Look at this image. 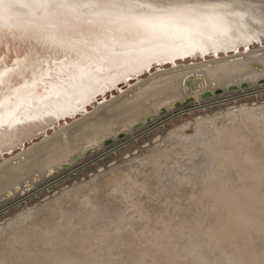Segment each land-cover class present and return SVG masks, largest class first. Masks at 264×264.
Returning <instances> with one entry per match:
<instances>
[{
    "label": "rangeland",
    "instance_id": "obj_1",
    "mask_svg": "<svg viewBox=\"0 0 264 264\" xmlns=\"http://www.w3.org/2000/svg\"><path fill=\"white\" fill-rule=\"evenodd\" d=\"M247 92L249 93L242 94L244 95V97L242 95L231 96L181 110L171 117L167 118L166 120H163L158 124L147 128V130L132 138L130 142L124 145H122L123 143L120 144L121 142H119L118 144L120 145L100 155L99 157H97V160H91L93 162L88 160L87 162L89 163L83 166H79L78 169L71 172L68 171L62 173L60 176H57L44 183L42 189L33 192L23 199L15 202L11 206L1 210L0 264H72L73 262L74 264H155L157 262V264H241L242 262V264H264V206H262L261 209L259 208V211H254L252 209L253 207L256 208L254 205L252 206L250 204L249 206H246V203H248L245 202L246 200H248L246 198L249 197L250 199V196H247V194L250 192V190H252V188H254L255 190L257 189L255 187H251L253 185H251L250 180L247 179L248 181L245 180V182L244 180L240 179V176L243 174V172L246 173L247 171H249V169H252L253 165H251L252 163L248 160L247 162L245 161V163L244 160H246V158H239L248 153L255 155V153L257 152L256 155L262 158V163L264 165V158L260 156L264 154V143L262 142L264 141V129L263 127L259 129L261 126H257L255 124L257 132L258 129L260 131L262 130L261 135L259 134V131V136L257 135L256 131H254V123L251 120H247L248 118L246 119V116L248 115L247 113H244L246 115L245 116L243 112L242 114L234 112L236 117H234V114L231 113V116L229 115L230 113H228V111L231 109H238V107L242 106V104L244 106H250L251 108L258 106V112L254 111L257 115L254 112H250L249 115L253 116V114H255L259 118L254 115L255 117L253 116L252 119L258 121L260 118H262L259 120V122L262 121V123H264V113L259 116L261 113L260 109L264 108V89L258 91L255 89H251ZM215 114H219L221 116L218 117ZM239 114H241V116ZM197 116H200L199 118H206L208 122H205L209 124V126L206 125L203 128L207 131L203 128H199L200 131L198 132L197 127H189V122L197 119ZM187 122L189 123L188 125ZM210 125H212V127ZM186 127H188L189 129L191 128L190 130L194 132H191V137H196L191 138L189 135L190 133L188 134V132L190 131L188 130V128L186 129ZM195 128H197V130ZM252 130L254 131V133ZM224 131L225 133H229V131H232L236 133V135L238 134V136L240 137L247 135L246 141H241L242 143L239 142L241 144L238 143L237 147L238 150L241 151V156L239 154L238 156L233 157V159H236V163H225L221 167L218 166V163H215L214 165L216 166V168H214V170L216 169L215 172L217 176H215L213 180H208L210 177V174L208 175V173L212 168L210 166L211 161L209 160H211V157L215 156L217 152H215L216 154L214 152H209L211 157L209 154L208 156L204 155V153L206 154V151L204 152L202 150H204L203 147L205 145L203 147L201 145L205 141L207 144L208 140H213L212 136H217V140L220 141V138L222 136H226ZM254 136L258 138L257 141ZM223 137L221 139H223ZM259 137L261 139L263 138V140H261ZM254 140L256 141V144L254 143ZM250 142L254 145H251ZM243 145L244 147H242ZM239 146L242 148H239ZM192 147L194 148L193 151L195 152H192L190 150L192 149ZM261 147L263 152L262 150H260ZM166 148L168 150H165ZM195 148L197 150H195ZM190 151L194 154L192 155ZM190 157H193L192 160H190ZM189 161L191 162L188 163ZM192 164L195 165L194 167L197 171L190 170V168L192 167L190 165ZM157 167L159 169L161 167L164 170H159L157 169ZM246 168H248L247 171H245ZM155 169L159 171H156ZM236 169H238L240 173ZM206 177H208L207 180ZM120 183L122 184L121 187ZM134 183L138 184H135V188ZM222 183L226 184L227 188H231L232 190H234L233 187L235 188L234 192H237L235 193L239 196L240 201L235 197L238 204L234 209H236V212L239 213L240 217H242V219L245 216L251 218L247 219L246 217V221H244V219L242 221L241 219L243 223H241V227H237V231H235L236 226L234 227V225L233 227L235 230H231V225H227L228 227H224L226 231L229 230L228 232L224 231V229L220 227V220L224 217V213L222 211V208L213 204L214 199L212 200V198H204L202 203L199 201L201 193L203 194V192H207L209 186L213 185L212 187H214L215 189V187L217 188L218 186H223ZM126 185H129L127 186L128 188L126 187ZM130 187L132 189H130ZM247 187L251 189L245 191L244 189ZM118 188H120L119 192L117 191ZM238 188L240 192L236 190ZM114 189H116L117 192L114 191ZM120 192L122 194H119ZM130 192H132V194ZM219 192L222 193V191ZM238 192L240 193V195L238 194ZM242 194H244V196ZM261 194L264 197L263 193ZM124 195L125 197H123ZM87 196L89 197V199ZM66 197L68 200L66 199ZM74 198L76 200L80 198L81 201H76L74 200ZM84 198H87V201L89 200L90 203H92L93 208L92 205H90L89 201L88 206L87 201L84 200ZM60 199L61 201H63L62 203H64L63 205L65 209H69L67 210L69 211V213L73 212V214H70L71 217L69 216L70 218L68 220H60L61 211H58L57 207V205L60 203ZM132 200H134L135 202H132ZM82 202L83 204L86 202L87 206H84L85 204L83 205ZM136 204L139 206V208L138 206H136ZM81 205H83V207ZM243 205H245V207ZM54 207H56L57 209L55 210ZM248 207H250L251 209H249ZM57 211L59 214L57 213ZM245 211H247V213H245ZM253 211L255 214H258L255 215ZM240 213H245L246 215L243 214L241 216ZM74 216L75 218L72 219V217ZM48 218H50V220ZM120 218H122L123 220ZM119 219L121 222L119 221ZM72 220L74 221L71 225ZM42 221L49 223L50 227L51 225L55 226L56 224L55 232L51 234L52 236L50 235L51 237L49 236V238L41 234L43 230H39ZM50 221L51 223L53 221V224H51ZM60 221L62 222V225ZM169 221H171L172 223ZM68 223L69 225H66ZM260 224L263 229L261 228ZM247 225L248 229L246 228ZM62 227L63 229H61ZM257 227L259 228V230L257 229ZM181 228L183 232L181 231ZM238 228H241L244 231H241V229L239 231ZM40 229H43L42 225ZM206 229L211 230V233L208 234L207 232L209 230ZM260 229L262 231H260ZM212 230H214L215 232L213 233ZM156 231L159 233H157ZM195 231H197L198 233ZM59 232L60 234H58ZM234 232H236L237 234H235ZM215 234L217 237L215 236ZM219 235H221V237ZM153 236H155V239L153 238ZM189 236H191L194 243L190 244L191 241H189L188 239ZM213 236H215L216 238ZM226 238H229L230 240H227ZM218 239L220 240V243H216L219 242ZM13 241L16 243H14ZM155 243L157 245H155ZM251 243L253 246L251 245ZM12 244L13 246H11ZM190 246L193 247L191 248ZM163 248L166 251L163 250ZM26 249H28L29 251ZM171 249L173 252L171 251ZM179 250L182 251H180L179 253ZM171 252L173 255H170ZM67 255L68 262L56 261L58 258H62ZM72 255L74 257H72ZM146 255L148 258L146 257ZM172 256L173 258H171ZM73 258H77L78 260L75 259L73 261ZM169 258L172 262L169 261ZM153 260H155L156 262ZM71 261L72 263H69Z\"/></svg>",
    "mask_w": 264,
    "mask_h": 264
},
{
    "label": "water",
    "instance_id": "obj_2",
    "mask_svg": "<svg viewBox=\"0 0 264 264\" xmlns=\"http://www.w3.org/2000/svg\"><path fill=\"white\" fill-rule=\"evenodd\" d=\"M152 3H188L196 5L195 11L181 17L183 24L191 25V30L199 33L201 40L196 43L185 41L178 45L176 55L163 53L149 57L148 48H138L143 38L137 32V25L127 20L110 22V26L97 35L87 31L83 22H78L84 31L67 32L75 47L70 49L67 59L64 50L57 51L51 46L29 38L18 40L13 48L5 42L0 49V73H5V83L0 86V165L14 158L24 150L55 134L57 129L73 124L86 117L103 104L152 74L184 65L217 59L264 46V36H259L252 24H259L251 7L237 0H150ZM260 17L262 15H259ZM217 24L223 27H218ZM187 31V29H186ZM226 35V41L218 37ZM96 41L97 52H110L116 59L110 68L85 70V65L95 62L93 46L88 41ZM106 41V43H105ZM150 47V46H149ZM25 52L27 59L18 53ZM102 59L106 57L102 56ZM19 60V64L15 62ZM42 62V63H41ZM260 70L262 65L253 63ZM8 69L15 73L8 80ZM201 74L187 77V86L193 91L176 99L170 106L164 105L157 112H151L130 127L120 129L100 145L88 147L83 153L74 152L71 159L58 166L51 165L45 171H36L22 179L13 187L0 193V211L13 203L43 188L47 181L71 172L110 151L147 128L165 120L181 108L194 106L198 100L207 102L232 91L234 95L264 87V76L257 80H243L228 85L213 84L212 88L194 91ZM241 90H243L241 92ZM199 96V98H198ZM32 125L36 134L25 139L17 136L21 127ZM33 130V131H34ZM17 143L16 145H14ZM120 143V144H121ZM45 186V185H44Z\"/></svg>",
    "mask_w": 264,
    "mask_h": 264
},
{
    "label": "bare ground",
    "instance_id": "obj_3",
    "mask_svg": "<svg viewBox=\"0 0 264 264\" xmlns=\"http://www.w3.org/2000/svg\"><path fill=\"white\" fill-rule=\"evenodd\" d=\"M239 1V0H237ZM240 1H243L245 2L249 7H251V12H253L256 20H258L260 23L259 24H252V27L253 29L256 31V33L259 35V36H264V0H240ZM259 15H262L261 17ZM259 62L261 65H262V68L260 70L256 69L254 64L253 63H257ZM194 73H198V74H201L202 75V78H200V80H198V83L196 84V88L194 89V91L196 92V94L199 95V93L201 91H204L208 88H212L213 84L215 83L216 85H222V86H225V85H228L230 83H233V82H241L243 80H257L258 78L264 76V46L262 47H259V48H256V49H252L250 50L249 52L247 53H240V54H235V55H230V56H224V57H220V58H217V59H213V60H208V61H203V62H199V63H195V64H192V65H184V66H180V67H176V68H171V69H167V70H163V71H159V72H156L154 74H152L150 77L142 80L140 83L136 84L135 86L131 87L129 90H127L126 92L124 93H121L120 95L116 96L115 98L103 103V104H100L98 105L97 107H95V109L93 111H91L89 114H87L86 117L82 118L81 120L73 123V124H70L66 127H63V128H60V129H57L55 134H53L52 136H47L45 137L43 140H41L40 142H37L36 144H34L33 146H31L30 148L24 150L23 152H21L20 154L16 155L14 158L6 161L5 163L1 164L0 165V193L3 192L5 189L9 188V187H13L14 185H16L18 182H20L22 179L24 178H27L28 176H30L32 173L36 172V171H45L49 166L51 165H55V166H58L61 162L65 161V160H69L71 159V156L74 152H81L83 153L88 147L90 146H93V145H100L101 142L103 141V139L111 136V135H116L118 133V131L120 129H125L126 127H130L132 126L133 123H135L136 121H138L139 119H142L145 115L151 113V112H157L159 110L160 107L164 106V105H167V106H170L172 104L173 101H175L176 99L178 98H181L183 97L185 94H189L191 93L193 90L191 88H189L187 86V77H189L190 75L194 74ZM264 89L263 88H260L259 90H262ZM243 90H241L242 92ZM258 91V90H257ZM228 94L224 95V96H219L217 97L215 100H209L207 102H203L202 100H198V102L195 103L194 106H197V105H202V104H206V103H209V102H213V101H216V100H220V99H223V98H227V97H231V96H237V95H242V94H245V93H249V92H245L244 90V93H241V94H237V95H234L232 91L230 92H227ZM244 97V95H242ZM199 98V96H198ZM237 100V99H236ZM262 106V105H260ZM193 107V106H191ZM250 106H244L242 104V106H239L238 109H231L228 111V113H230L229 115L234 114V112H237V113H241L243 112L244 113H247L248 115L246 116V119L247 120H251L253 123H254V128L255 126L259 125L261 126L259 129H261L263 127L264 129V123L259 122L260 118L258 121H256L255 119H252L253 116L256 114V112L254 111H257V109H259L258 106L256 107H250ZM190 108V107H188ZM184 109H187V108H181L179 111L181 110H184ZM261 110V111H260ZM259 112L261 116L264 110L263 109H260ZM178 111V112H179ZM191 111V110H190ZM189 111V112H190ZM238 111H241V112H238ZM192 112V111H191ZM250 112H254L255 114L252 115H249ZM258 112V111H257ZM174 113H177V112H174ZM227 113V112H226ZM251 113V114H252ZM241 114H239L241 116ZM174 115V114H173ZM217 115L218 117H220L221 115L219 114H215ZM228 115V114H227ZM226 115V117H227ZM237 115V114H236ZM257 115V114H256ZM255 115V116H256ZM216 116V117H217ZM232 116V115H231ZM254 116V117H255ZM171 117V116H170ZM200 116H197V119L191 121V122H187V125L189 124V127L193 128V127H197L195 128L198 132L200 131L199 128H203L205 127L206 125L209 126V124H207L206 122H208L206 120V118H199ZM234 117L235 114H234ZM257 118H259L258 116H256ZM263 117V116H262ZM241 118V117H240ZM244 118V117H243ZM166 120V119H165ZM230 120V119H229ZM163 121V120H162ZM206 121V122H205ZM250 121V122H251ZM264 121V120H263ZM212 122V121H211ZM240 122H241V119H240ZM159 123V122H158ZM156 123V124H158ZM210 123V122H209ZM218 123V122H217ZM155 124V125H156ZM240 124V123H239ZM256 124V125H255ZM213 125V124H212ZM212 125H210L212 127ZM154 126V125H153ZM181 126V125H180ZM179 126V127H180ZM186 126V125H185ZM207 126V127H208ZM214 126V125H213ZM178 128V127H177ZM188 127H186L187 129ZM190 128V129H191ZM258 128V127H257ZM35 127H33L32 125H27V126H24V127H21L19 129V132L17 134V136L19 138H22V139H25L29 136H33L36 134L35 132ZM188 128V130L190 132H188V134L190 135V137L192 136V130H190ZM204 129V128H203ZM258 129V132L255 128L254 131H256L257 135H261V131ZM34 130V131H33ZM206 130V129H204ZM196 131V132H197ZM207 131V130H206ZM219 131H222V130H219ZM233 131V130H232ZM230 132L229 133H225L226 136H222L223 139L220 138V141L217 140V136H212L213 140H208L207 144H206V141L205 142H201L202 143V147L204 150L202 151H206V154L204 153V155H207L208 154L210 155L209 152H217V154L215 156H212L210 155L211 157V169L209 170V173L208 175L210 174V177L208 179V177H206V180H213L216 175V172L214 170V168H216V166L214 165L215 163H218L219 165L218 166H222L224 165L225 163H231L234 164L236 163V159H233V157H236L238 156L241 151L238 150V143L241 142V141H246V136H238V134L236 135V133L234 132ZM253 131V130H252ZM253 131V133H254ZM260 131V133H259ZM264 131V130H263ZM144 132V131H143ZM192 132V133H191ZM202 132V130H201ZM205 132V131H204ZM236 132V131H235ZM142 133V132H141ZM177 133V131H176ZM239 133V132H238ZM259 133V134H258ZM263 133V132H262ZM139 135V134H138ZM169 135V134H168ZM173 135V134H172ZM175 135V134H174ZM177 135V134H176ZM196 135V134H195ZM198 135V134H197ZM209 135V134H208ZM220 135V134H219ZM218 135V136H219ZM221 135H224V134H221ZM231 135V136H229ZM240 135V134H239ZM259 135V136H260ZM137 136V135H136ZM194 136V135H193ZM205 136V135H204ZM256 136V135H255ZM254 136V137H255ZM264 136V135H263ZM135 137V136H134ZM132 137V138H134ZM189 137V138H190ZM196 137V136H194ZM194 137H191V138H194ZM202 137V136H201ZM215 137V138H214ZM131 139L122 142L121 144L124 145L128 142H130ZM178 138V137H177ZM188 138V137H187ZM211 138V137H210ZM251 138V137H250ZM256 138V137H255ZM254 138V139H255ZM260 138V137H259ZM196 139V138H195ZM198 139V137H197ZM200 139V138H199ZM219 139V137H218ZM258 138H256V141H257ZM261 139V138H260ZM224 142H223V141ZM263 140V138L261 139ZM254 140V143L256 142ZM252 142V141H251ZM250 142L251 145H254ZM264 143V141H262ZM261 142V143H262ZM183 143V142H182ZM187 143V142H185ZM217 143V144H216ZM242 143V142H241ZM239 143V144H241ZM245 143V142H243ZM262 143V144H263ZM17 143H15L14 145H16ZM225 144V145H224ZM256 144V143H255ZM260 144V143H259ZM261 144V145H262ZM120 145V144H119ZM178 145V143H177ZM187 145V144H185ZM227 145V146H226ZM244 145H249V144H244ZM244 145L242 147H244ZM118 146V145H117ZM115 146V147H117ZM159 146V145H158ZM172 146V144H171ZM176 146V145H175ZM183 146V145H182ZM200 146V145H199ZM167 147V146H166ZM174 147V146H173ZM178 147V146H177ZM239 146V148H242ZM246 147V146H245ZM252 147V146H251ZM254 147V146H253ZM258 147V146H257ZM114 148V147H113ZM189 148V147H188ZM201 148V147H200ZM255 148V147H254ZM164 149V148H163ZM187 149V148H186ZM193 147L192 149H190L192 152H195L193 151ZM252 149V148H251ZM250 149V150H251ZM263 149H264V146H263ZM165 150H168L167 148ZM195 150H197L195 148ZM243 150V149H242ZM254 150V149H253ZM258 150V149H257ZM256 150V151H257ZM260 150H262V147L260 148ZM178 151V149H177ZM190 151V152H191ZM249 151V150H248ZM252 151V150H251ZM191 154L193 155L194 153ZM199 152V151H197ZM253 152V151H252ZM255 152V151H254ZM263 152V150H262ZM164 153V152H163ZM257 153V152H256ZM255 153L254 154H246L244 155L243 157H239V158H242V159H245L244 162L247 160L251 163V165H253L252 169H249L246 168L245 171H247L246 173L243 172V174L240 176V179L241 180H250L251 182V187H255L257 190H255L254 188H252V190H250L248 187L245 188L244 190L247 191L248 189L250 190V192L247 194V196L249 195L250 196V199L249 197L246 198L248 200H244L245 202H248L246 203V206H249L250 204L253 206H255L256 208H252L254 211H259V208L261 209L262 206H264V197L262 196L261 193H263L264 195V165L262 163V158H260L259 156H257ZM190 154V153H189ZM196 154V153H195ZM258 154H259V151H258ZM261 154V153H260ZM263 154V153H262ZM199 155V154H197ZM203 155V156H204ZM152 156V155H151ZM264 158V154L263 155H260ZM188 157V156H187ZM191 158V159H190ZM189 159L192 160L193 157H190ZM239 158H238V161H239ZM98 158L94 159L93 161L97 160ZM147 159V158H146ZM148 160V159H147ZM194 160V159H193ZM206 160V159H205ZM231 160V161H230ZM91 161V162H93ZM241 161V159H240ZM191 161H189L188 163H190ZM245 162V163H246ZM89 163V162H88ZM170 163V162H169ZM177 163V162H176ZM194 163V162H193ZM208 163V162H207ZM197 164V163H196ZM227 164V165H228ZM243 164V162H242ZM160 165V164H159ZM174 165V164H173ZM209 165V164H208ZM217 165V164H216ZM226 165V166H227ZM231 165V164H230ZM245 165V164H244ZM243 165V166H244ZM247 165V164H246ZM250 165V166H251ZM178 166V165H177ZM183 166V165H182ZM192 166L190 168V170H195V165L192 164L190 165ZM229 166V165H228ZM241 166V167H243ZM249 166V165H248ZM162 167V166H161ZM160 169H163L161 168ZM174 167V166H173ZM189 167V166H188ZM197 167V166H196ZM234 167V166H233ZM169 168V167H167ZM171 168V167H170ZM239 168V167H238ZM157 169H159L157 167ZM159 169V170H160ZM172 169V168H171ZM198 169V168H196ZM200 169V168H199ZM230 169V168H229ZM156 170V169H155ZM159 170H156V171H159ZM164 170V169H163ZM189 170V171H190ZM238 170V169H236ZM168 171V169H167ZM197 171V170H195ZM203 171H204V168H203ZM162 172V171H161ZM227 172V171H226ZM232 172V171H231ZM239 172V170H238ZM241 172V173H242ZM155 173V172H154ZM191 173V172H190ZM240 173V172H239ZM238 173V174H239ZM125 174V173H124ZM128 174V173H127ZM156 174V173H155ZM158 175V174H157ZM189 175V174H188ZM187 175V176H188ZM228 175V174H227ZM129 176V175H128ZM206 176V175H205ZM123 177V176H122ZM127 177V175H126ZM125 177V178H126ZM158 177V176H157ZM221 177V176H220ZM229 177V176H228ZM96 179V178H95ZM122 179V178H121ZM124 179V178H123ZM132 179V178H130ZM217 179V177H216ZM215 179V181H216ZM117 180V179H116ZM126 180V179H125ZM124 180V181H125ZM129 180V179H128ZM185 180V179H184ZM247 180V181H248ZM96 181V180H95ZM121 181V180H120ZM123 181V180H122ZM132 181V180H131ZM162 181V180H161ZM137 182V181H136ZM230 182V181H229ZM246 182V181H245ZM244 182V183H245ZM253 182V184H252ZM213 183V181H212ZM220 183V182H219ZM248 183V182H247ZM86 184V183H85ZM119 184V183H118ZM121 184V183H120ZM135 184L137 183H134V188H135ZM148 184V183H147ZM217 184V182H216ZM223 184V183H222ZM130 185V184H129ZM129 185H126L129 186ZM138 185V184H137ZM211 185V184H210ZM228 185V184H227ZM243 185V184H241ZM122 186V184L120 185V187ZM124 186V185H123ZM213 186V185H212ZM212 186H209L208 187V190L207 192H203V194L201 193L200 195V202L202 203L204 198H212L213 200V204L222 208L223 210V215H222V219L220 220V223H221V226L224 231L225 228L227 225H231L232 226V229H234V227L236 226V230L237 231V227H241V223H243V219L244 221L245 218L247 216H245L247 213V211H245V214L244 218L242 219V217H240L239 213L236 212V209H234L236 207V205L238 204L237 203V199L239 200V196L236 195V193L234 192L235 188L233 187L234 190H232L231 188H227L226 184H223V186L221 185L218 186L215 189L214 187ZM217 186V185H216ZM249 186V185H248ZM119 187V185H118ZM144 187V186H143ZM128 188V187H127ZM126 188V189H127ZM243 188V187H242ZM130 189H132L130 187ZM138 189V188H137ZM142 189V188H141ZM91 190V189H90ZM122 190V189H121ZM125 190V189H124ZM240 192L239 188L236 189ZM71 191V190H70ZM114 191H116V189H114ZM117 191L119 192L120 191V188L117 189ZM116 191V192H117ZM203 191V190H202ZM219 191H222V193H220ZM238 192V194L240 195V193ZM129 193V192H128ZM132 194V192H130ZM119 194H122L121 192ZM125 194V193H124ZM140 194V193H139ZM244 196V194H242ZM121 196V195H119ZM140 196V195H139ZM143 196V195H142ZM251 196H252V199H251ZM88 197V196H87ZM125 197V195L123 196ZM236 197V198H235ZM241 197V196H240ZM83 198V197H82ZM91 198V197H90ZM119 198V197H118ZM197 198V197H196ZM242 198V197H241ZM23 199V198H22ZM67 199V197H66ZM89 199V197H88ZM116 199V198H115ZM139 199V198H138ZM68 200V199H67ZM66 200V201H67ZM70 200V199H69ZM74 200H76L74 198ZM73 200V201H74ZM79 202L81 201V199L79 198L78 199ZM76 200V201H78ZM84 200L87 201V198H84ZM82 200V201H84ZM91 200V199H90ZM19 201V200H18ZM58 201V200H57ZM56 201V202H57ZM72 201V200H71ZM70 201V202H71ZM89 201V200H88ZM88 201H87V204H88ZM125 201V200H124ZM193 201V200H191ZM198 201V202H199ZM240 201V200H239ZM242 201V200H241ZM243 201V203H244ZM60 203L57 205L58 207V211H61V219H69L71 216L69 213V209H65L64 207V203H62L63 201H59ZM92 202V201H91ZM132 202H135L134 200H132ZM209 202V201H208ZM62 203V204H61ZM90 203V201H89ZM94 203V202H93ZM206 203V202H205ZM204 203V204H205ZM242 203V202H241ZM242 203V204H243ZM14 204V203H13ZM83 204V202H82ZM85 204V205H84ZM83 205L84 206H87L86 202L84 203ZM95 204V203H94ZM203 204V205H204ZM212 204V205H213ZM262 204V205H261ZM80 205V203H79ZM83 205H81L83 207ZM90 205H92V203H90ZM240 205V204H239ZM259 205V207H258ZM80 206V207H81ZM89 206V204H88ZM133 206V205H132ZM136 206H138L136 204ZM135 206V207H136ZM202 206V205H201ZM245 207V205H243ZM79 207V208H80ZM96 207V206H95ZM210 207V206H209ZM239 207V206H238ZM55 210L57 209L56 207H54ZM53 208V209H54ZM92 208H93V205H92ZM139 208V206H138ZM249 209H251L250 207H248ZM78 209V208H77ZM76 209V210H77ZM31 210V209H30ZM235 210V211H233ZM240 210V209H239ZM238 210V211H239ZM243 210V209H241ZM246 210V209H245ZM54 211V210H53ZM57 211V213H58ZM72 211V210H70ZM129 211V210H128ZM210 211V210H209ZM253 211V213H254ZM33 212V211H32ZM31 212V213H32ZM48 212V211H47ZM56 212V211H55ZM221 212V211H220ZM244 212V211H242ZM249 212V211H248ZM78 213V212H77ZM251 213V212H250ZM261 213V212H260ZM264 213V212H263ZM59 214V213H58ZM222 214V213H221ZM241 214V213H240ZM241 214V216L243 215ZM255 214V213H254ZM258 214V213H257ZM255 214V215H257ZM77 215V214H75ZM215 215V214H214ZM248 215V214H247ZM38 216V215H37ZM46 216V215H45ZM48 216V215H47ZM59 216V217H60ZM70 216V217H69ZM73 216V215H72ZM124 216V215H123ZM122 216V217H123ZM127 216V215H126ZM125 216V218H126ZM148 216V215H147ZM249 216V215H248ZM130 217V216H129ZM75 218L72 217V219ZM135 218V216H134ZM250 218V217H247V219ZM256 218V217H255ZM258 218V217H257ZM37 219V218H36ZM40 219V218H39ZM50 220V218H48ZM122 219V218H120ZM119 219V221H120ZM124 219V217H123ZM122 219V220H123ZM130 219H133V218H130ZM201 219V218H200ZM242 219V221H241ZM251 219V218H250ZM47 220V221H49ZM56 220V219H55ZM125 220V219H124ZM159 220V219H158ZM157 220V221H158ZM163 220V219H162ZM255 220V219H254ZM253 220V221H254ZM64 221V220H63ZM66 221V220H65ZM70 221V220H69ZM68 221V222H69ZM74 220L71 221V225H72V222ZM118 221V222H119ZM130 221V220H129ZM143 221V220H142ZM186 221V220H185ZM256 221V220H255ZM25 222V221H24ZM41 222V221H39ZM38 222V223H39ZM61 222V221H60ZM121 222V221H120ZM159 222V221H158ZM171 222V221H169ZM167 222V223H169ZM188 222V221H187ZM26 223V222H25ZM51 223V221H50ZM55 223V221H54ZM58 223V222H57ZM64 223V222H63ZM161 223V222H160ZM166 223V222H165ZM172 223V222H171ZM219 223V225H220ZM247 223V222H245ZM244 223V224H245ZM252 223V222H251ZM254 223V222H253ZM24 224V223H23ZM53 224V221L52 223ZM59 224V223H58ZM57 224V225H58ZM192 224V223H191ZM201 224V223H200ZM243 224V225H244ZM42 225V228L43 229H40ZM61 225H62V222H61ZM60 225V226H61ZM66 225H69L66 224ZM155 225V224H154ZM204 225V223H203ZM202 225V227H203ZM234 225V227H233ZM242 225V227H243ZM246 225V224H245ZM49 226V227H48ZM59 226V225H58ZM149 226V225H148ZM166 226V225H165ZM185 226V225H184ZM183 226V228H184ZM192 226V225H191ZM201 226V225H199ZM227 226V227H228ZM230 226V228H231ZM251 226V225H250ZM261 226V224H260ZM259 226V227H260ZM40 227H39V230H43L41 232V234L45 237H48L53 234L55 232V227H56V224L55 226H52L50 227L49 223L45 222V221H42V224H40ZM64 227V226H63ZM63 227L61 229H63ZM67 227V226H66ZM69 227V226H68ZM126 227V226H125ZM198 227V226H197ZM246 227V226H245ZM58 228V227H57ZM65 228V227H64ZM134 228V227H133ZM186 228V227H185ZM191 228V227H190ZM219 228V227H218ZM248 229V225L246 227ZM262 228V226H261ZM264 228V227H263ZM262 228V229H263ZM67 229V228H66ZM64 229V230H66ZM71 229V228H70ZM69 229V230H70ZM205 229V228H204ZM221 229V228H220ZM227 229V228H226ZM239 231L241 228H238ZM257 229L259 230V228L257 227ZM58 230V229H57ZM60 230V228H59ZM68 230V231H69ZM100 230V229H99ZM178 230V229H177ZM184 230V229H183ZM187 230V229H186ZM200 230H203V229H200ZM206 230H209V229H206ZM222 230V229H221ZM256 230V229H255ZM16 231V230H14ZM168 231V230H167ZM181 231H182V228H181ZM191 231V230H189ZM193 231V230H192ZM211 230H209L207 233L210 234ZM213 233L215 232L214 230H212ZM220 231V230H219ZM229 231V230H228ZM226 231V232H228ZM241 231H244L241 229ZM260 231H262L260 229ZM100 232V231H99ZM119 232V231H118ZM126 232V231H125ZM157 232V231H156ZM155 232V234H156ZM170 232V231H169ZM183 232V231H182ZM197 232V231H195ZM223 232V231H222ZM231 232V231H230ZM255 232V231H254ZM144 233V232H142ZM159 233V232H157ZM173 233V232H172ZM193 233V232H192ZM198 233V232H197ZM203 233V232H201ZM206 233V231H205ZM219 233V232H218ZM233 233V231H232ZM235 234H237L236 232H234ZM250 233V232H249ZM56 234V233H55ZM60 234V232L58 233ZM56 234V235H58ZM149 234V233H148ZM154 234V235H155ZM200 234V233H199ZM198 234V235H199ZM226 234V233H225ZM231 234V233H230ZM260 234V233H259ZM158 235V234H157ZM181 235V233H180ZM214 235V234H213ZM247 235V234H246ZM26 236V235H25ZM52 236V235H51ZM50 236V237H51ZM59 236V235H58ZM156 236V235H155ZM153 236V238L155 237ZM193 236V235H192ZM206 236V234H205ZM210 236V235H209ZM216 236V234H215ZM213 236V237H215ZM221 237V235H219ZM226 236V235H225ZM225 236H224V239H225ZM228 236V235H227ZM152 237V236H151ZM165 237V236H164ZM169 237V236H168ZM173 237V236H172ZM203 237V236H202ZM212 237V239H213ZM217 237V236H216ZM215 237V238H216ZM236 237V236H235ZM244 237V236H243ZM242 237V238H243ZM57 238V237H56ZM209 238V237H207ZM233 238V237H232ZM251 238V237H250ZM249 238V239H250ZM20 239V238H19ZM42 239V237H41ZM65 239V238H64ZM84 239V238H83ZM143 239V238H142ZM155 239V238H154ZM179 239V238H178ZM181 239V238H180ZM190 244L191 243H194V241H192L193 239L191 238V236L188 237ZM220 239V238H219ZM218 239L219 242H216V243H220V240ZM227 239V238H226ZM229 239V238H228ZM227 239V240H228ZM73 240V239H72ZM104 240V239H103ZM149 240V239H148ZM196 240V239H195ZM209 240V239H208ZM215 240V239H214ZM230 240V239H229ZM263 240V239H261ZM9 241V240H8ZM180 241V240H179ZM212 241V240H211ZM216 241V240H215ZM253 241V240H252ZM14 242V241H13ZM155 242V241H154ZM153 242V243H154ZM162 242V241H161ZM171 242V240H170ZM169 242V243H170ZM214 242V241H213ZM241 242V241H240ZM16 243V242H14ZM90 243V242H89ZM152 243V242H151ZM167 243V242H166ZM173 243V242H172ZM171 243V244H172ZM215 243V242H214ZM224 243V242H223ZM228 243V241H227ZM233 243V242H232ZM170 244V245H171ZM177 244V243H176ZM174 244V245H176ZM199 244V243H198ZM248 244V242H247ZM250 244V243H249ZM260 244V243H259ZM8 245V244H7ZM21 245V244H20ZM45 245V244H44ZM43 245V246H44ZM75 245V244H74ZM155 245H157L155 243ZM164 245V243H163ZM167 245V244H166ZM197 245V243H196ZM252 245V243H251ZM13 246V244L11 245ZM17 246H18V243H17ZM189 246V245H188ZM213 246V245H212ZM217 246V245H216ZM226 246V245H225ZM245 246V244H244ZM253 246V245H252ZM16 247V246H15ZM14 247V248H15ZM45 247V246H44ZM55 247V246H54ZM61 247V246H60ZM96 247V246H94ZM178 247V246H176ZM191 248L193 246H190ZM198 247V246H197ZM197 247H194V248H197ZM202 247V246H200ZM205 247V246H204ZM233 247V246H232ZM8 248V247H7ZM25 248V247H24ZM174 248V247H173ZM64 249V248H63ZM89 249V248H88ZM228 249V248H227ZM28 250V249H26ZM71 250V249H70ZM144 250V249H143ZM161 250V249H160ZM163 250H165L163 248ZM169 250V249H168ZM188 250V249H187ZM186 250V251H187ZM191 250V249H190ZM189 250V251H190ZM224 250V249H223ZM29 251V250H28ZM66 251V250H65ZM150 251V250H149ZM166 251V250H165ZM172 251V249H171ZM180 251L182 250H179V253ZM185 251V250H184ZM196 251V250H195ZM226 251V249H225ZM241 251V250H240ZM48 252V251H47ZM50 252V251H49ZM136 252V251H135ZM143 252V251H142ZM173 252V251H172ZM172 252L170 253V255L172 254ZM194 252V251H193ZM199 252V251H198ZM209 252V251H208ZM23 253V252H22ZM32 253V252H31ZM34 253V252H33ZM59 253V252H58ZM89 253V252H88ZM102 253V252H101ZM160 253V252H159ZM185 253V252H184ZM183 253V254H184ZM249 253V252H247ZM260 253V252H259ZM30 254V253H29ZM50 254V253H49ZM48 254V255H49ZM54 254H55V251H54ZM52 254V255H54ZM60 254V253H59ZM63 254V253H62ZM67 254V253H66ZM76 254V253H75ZM104 254V253H103ZM146 254V253H144ZM143 254V255H144ZM199 254V253H198ZM243 254V253H242ZM65 255V254H64ZM98 255V254H97ZM112 255V254H111ZM164 255V254H163ZM173 255V254H172ZM201 255V254H200ZM46 256V255H45ZM51 256V255H50ZM71 256V255H70ZM102 256V254H101ZM177 256V254H176ZM180 256V255H179ZM182 256V255H181ZM191 256V255H190ZM189 256V257H190ZM262 256V255H261ZM9 257V256H8ZM52 257V256H51ZM72 257H74L72 255ZM99 257V256H98ZM97 257V258H98ZM147 257V255H146ZM145 257V258H146ZM208 257V256H207ZM57 258V256H56ZM148 258V257H147ZM173 258V256L171 257ZM194 258V257H193ZM232 258V257H231ZM243 258V257H242ZM261 258V257H260ZM5 259V258H4ZM7 259V258H6ZM77 259V258H75ZM74 258L72 259L73 261L75 260ZM156 259V258H155ZM192 259V258H191ZM195 259V258H194ZM240 259V258H239ZM256 259V258H255ZM55 260V258H54ZM78 260V259H77ZM177 260V259H176ZM190 260V259H189ZM231 260V259H230ZM235 260V259H234ZM6 261V260H5ZM38 261V260H37ZM56 261H62V262H68V255L67 256H64L62 258H58ZM55 261V263H56ZM86 261V260H85ZM155 261V260H153ZM169 261H170V258H169ZM174 261V260H173ZM191 261V260H190ZM239 261V260H238ZM243 261V260H242ZM80 262V261H79ZM84 262V261H82ZM156 262V261H155ZM172 262V261H170ZM248 262V261H247ZM69 263H72L69 262ZM78 263V262H77ZM103 263V262H102ZM153 263V262H152ZM158 263V262H157ZM155 263V264H157ZM184 263V262H183ZM187 263V262H185ZM215 263V262H214ZM243 263V262H242ZM241 263V264H242ZM246 263V262H245ZM68 264V263H67ZM74 264V262L72 263ZM83 264V263H82ZM85 264V263H84ZM165 264V263H164Z\"/></svg>",
    "mask_w": 264,
    "mask_h": 264
},
{
    "label": "snow or ice",
    "instance_id": "obj_4",
    "mask_svg": "<svg viewBox=\"0 0 264 264\" xmlns=\"http://www.w3.org/2000/svg\"><path fill=\"white\" fill-rule=\"evenodd\" d=\"M195 9L193 4L152 3L150 0H0V49L5 42L11 49L18 40L35 38L57 51L64 50L67 59L75 43L71 36L65 38L66 33L83 32L84 27L78 22L82 21L88 32L99 35L110 22L127 20L137 25V32L143 38L137 47H147L149 57L161 53L174 56L179 44L201 40L200 34L191 30V25L181 22L184 14ZM218 39L226 41L228 37L223 35ZM88 43L93 46L95 62L85 65V70L91 67L96 72L99 68H110L116 57L110 52H97L96 41ZM18 55L27 59L25 52ZM15 63L19 64V60ZM4 77L5 73H0V86L5 83ZM7 78L10 81L15 78L12 69H8Z\"/></svg>",
    "mask_w": 264,
    "mask_h": 264
}]
</instances>
